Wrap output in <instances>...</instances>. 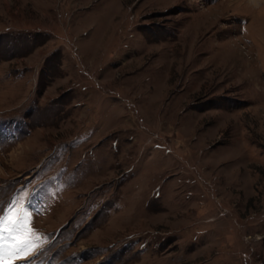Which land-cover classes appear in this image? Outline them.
Instances as JSON below:
<instances>
[{
  "label": "rangeland",
  "instance_id": "obj_1",
  "mask_svg": "<svg viewBox=\"0 0 264 264\" xmlns=\"http://www.w3.org/2000/svg\"><path fill=\"white\" fill-rule=\"evenodd\" d=\"M13 204L12 264H264V0H0Z\"/></svg>",
  "mask_w": 264,
  "mask_h": 264
},
{
  "label": "snow or ice",
  "instance_id": "obj_2",
  "mask_svg": "<svg viewBox=\"0 0 264 264\" xmlns=\"http://www.w3.org/2000/svg\"><path fill=\"white\" fill-rule=\"evenodd\" d=\"M29 211L30 209L25 205L22 212L17 214L15 204L7 211L0 209V264H12L18 259L27 257L35 248V241L40 239L31 228ZM25 264H28L27 260Z\"/></svg>",
  "mask_w": 264,
  "mask_h": 264
},
{
  "label": "bare ground",
  "instance_id": "obj_3",
  "mask_svg": "<svg viewBox=\"0 0 264 264\" xmlns=\"http://www.w3.org/2000/svg\"><path fill=\"white\" fill-rule=\"evenodd\" d=\"M253 2V0H251Z\"/></svg>",
  "mask_w": 264,
  "mask_h": 264
}]
</instances>
